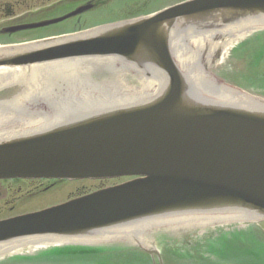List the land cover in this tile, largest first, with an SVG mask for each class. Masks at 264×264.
I'll return each mask as SVG.
<instances>
[{"label":"water","instance_id":"1","mask_svg":"<svg viewBox=\"0 0 264 264\" xmlns=\"http://www.w3.org/2000/svg\"><path fill=\"white\" fill-rule=\"evenodd\" d=\"M233 27H264V0H188L137 20L1 47L0 180L133 179L0 221V253L31 240L114 238L143 222L264 221V99L211 74L213 92L239 103L208 98L175 60L193 36L217 41ZM69 67L107 68L139 101L61 102L58 74ZM67 103L73 109L61 107Z\"/></svg>","mask_w":264,"mask_h":264},{"label":"flooded vegetation","instance_id":"2","mask_svg":"<svg viewBox=\"0 0 264 264\" xmlns=\"http://www.w3.org/2000/svg\"><path fill=\"white\" fill-rule=\"evenodd\" d=\"M185 1L188 0H0V45L12 44L14 38L34 32L83 31L137 20ZM41 23L49 24L18 29ZM219 55V59H225L222 63H247L234 72L213 67L221 82L233 84L238 78L233 73L248 76L252 64L258 68L264 63V28L248 32L226 54L221 50ZM67 182L43 178L0 180V221L93 192L83 189L64 202L49 204L64 194L61 189ZM99 189L102 188L94 191ZM47 195L50 197L45 198ZM23 206L30 211L17 213ZM188 219L182 220L216 218ZM106 237L14 247L0 253V264H264V221L228 216L198 224L143 222L131 225L114 238Z\"/></svg>","mask_w":264,"mask_h":264},{"label":"bare ground","instance_id":"3","mask_svg":"<svg viewBox=\"0 0 264 264\" xmlns=\"http://www.w3.org/2000/svg\"><path fill=\"white\" fill-rule=\"evenodd\" d=\"M223 32L225 35L217 41H214V35L193 36L187 41L184 40L185 35H183V40L178 41L180 44H182V41H186L187 45L177 51L175 60L181 71L190 74L187 75L191 80L199 82L200 89L199 91L197 90V93L204 94L206 97L216 101L239 103L238 98L235 96L223 93L222 91H218L217 94L213 92V83L210 78L211 73L208 68L213 65V61H216L218 51L221 52L222 50L226 54L235 42L244 38L247 33L236 32L235 27ZM197 54L199 56L196 57ZM96 69L100 68L69 67L59 73L58 89H61V100L74 97L75 101L80 100L78 104L81 106L128 104L139 101L127 97L125 84L116 80V74L112 75L113 79L111 82L103 85L91 82L89 78L90 73ZM104 69L108 70L107 68ZM205 221L191 220L189 224L205 223ZM180 223L185 224V221Z\"/></svg>","mask_w":264,"mask_h":264},{"label":"rangeland","instance_id":"4","mask_svg":"<svg viewBox=\"0 0 264 264\" xmlns=\"http://www.w3.org/2000/svg\"><path fill=\"white\" fill-rule=\"evenodd\" d=\"M83 31H40V32H34V33H29L28 35L24 36H18L14 38V40L11 43H17V44H26V43H31L34 41H40L44 39H52V38H57V37H62L63 35H72L75 33H81ZM238 62H226L222 63L221 65H218V68L220 69L221 67H225L228 71H233L234 69H238L244 64H247L246 62L243 63H238ZM235 64V65H234ZM252 64V63H251ZM253 66L250 67L248 70V76L247 75H241L240 77L237 74L233 73V76L238 77L237 80H234L233 82L238 84L240 83L237 87H240V89H244L245 91L251 92L255 94L258 97H261L264 99V63L258 64V68H254ZM211 74L214 75L213 70L210 71ZM241 72V70H239ZM89 78L91 79V82L95 84H106L108 82H111L113 77L109 75V72L100 68L92 71L90 73ZM231 84V85H236V84ZM65 100H62L61 102H64ZM69 102V100L67 101ZM79 103V102H78ZM76 104V106L78 105ZM61 107H66V111L73 109L74 105H70V103H67L66 106L64 104H61ZM123 182V180H101V181H91V180H81V181H74V182H67L65 185L62 186L61 192L64 194L60 196L59 198H56L55 200H51V202H48L49 204L51 203H61L64 202L68 199L70 195H76L78 192L84 191L83 189L87 190H92L94 191L95 189L98 188H106L109 186H113L116 184H119ZM50 196H45V198H48ZM44 198V199H45ZM53 198V197H52ZM51 199V198H49ZM26 206H23L19 209H17V213H24L27 211H30V208L24 209Z\"/></svg>","mask_w":264,"mask_h":264}]
</instances>
